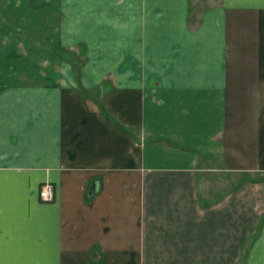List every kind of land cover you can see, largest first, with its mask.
<instances>
[{"label":"crops","instance_id":"obj_1","mask_svg":"<svg viewBox=\"0 0 264 264\" xmlns=\"http://www.w3.org/2000/svg\"><path fill=\"white\" fill-rule=\"evenodd\" d=\"M236 80L250 178L204 205ZM0 264H264V0H0Z\"/></svg>","mask_w":264,"mask_h":264},{"label":"rangeland","instance_id":"obj_2","mask_svg":"<svg viewBox=\"0 0 264 264\" xmlns=\"http://www.w3.org/2000/svg\"><path fill=\"white\" fill-rule=\"evenodd\" d=\"M209 0H192L194 14L208 6ZM70 55L82 57L77 50H67ZM244 81L236 80L235 94L229 97V119L226 131V146L228 154L223 164L213 160L201 161L200 166L207 170L199 172L198 196L200 202L208 205L221 198L232 187L246 180L248 169L252 165L254 155V128L252 109L254 106L251 97L243 94ZM225 168V170H224ZM256 176L255 174H253Z\"/></svg>","mask_w":264,"mask_h":264},{"label":"trees","instance_id":"obj_3","mask_svg":"<svg viewBox=\"0 0 264 264\" xmlns=\"http://www.w3.org/2000/svg\"><path fill=\"white\" fill-rule=\"evenodd\" d=\"M59 56H62L63 58H67L69 59L70 61H77V57L76 56H73V55H70V53L66 50V51H61V53L59 54ZM74 68H75V71L78 70L79 68V64H77V62H74ZM79 91L83 94H88L87 91L85 89H83L81 86H79ZM105 113V112H104ZM105 115L109 118V119H112V117L109 115V114H106Z\"/></svg>","mask_w":264,"mask_h":264},{"label":"built area","instance_id":"obj_4","mask_svg":"<svg viewBox=\"0 0 264 264\" xmlns=\"http://www.w3.org/2000/svg\"><path fill=\"white\" fill-rule=\"evenodd\" d=\"M40 198L45 201L52 200L53 197V187L49 183H45L40 190Z\"/></svg>","mask_w":264,"mask_h":264}]
</instances>
